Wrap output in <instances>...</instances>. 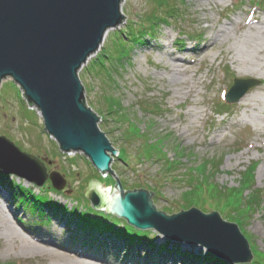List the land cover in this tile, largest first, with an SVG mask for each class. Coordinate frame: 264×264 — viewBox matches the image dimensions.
<instances>
[{
    "label": "rangeland",
    "instance_id": "obj_1",
    "mask_svg": "<svg viewBox=\"0 0 264 264\" xmlns=\"http://www.w3.org/2000/svg\"><path fill=\"white\" fill-rule=\"evenodd\" d=\"M169 1V7L174 10L173 18L166 19L165 24L160 22L153 33L154 37L144 38L143 44L130 42L129 26L136 22V28L140 27L143 19L155 9L152 0L121 2L120 12L125 16L122 23L109 32L102 47L78 72L86 105L100 117L99 129L105 133L112 147L118 150L111 169L125 189L144 188L154 192L156 209L169 215L178 213L180 209L185 210L182 202H185L183 191L187 188H183L179 180L187 176L207 180L218 189L238 191L239 198L243 200L242 206H251V213L245 225L236 224L248 241L250 250L255 248L264 254V129L258 130L253 123L244 120L246 109L240 108L238 102L226 103L224 100L234 79L256 80L258 85L250 88L248 93H260L264 97V74L240 73L227 59L228 43L222 46L217 44L205 60L200 58L193 67L194 73L199 72L203 85H198L190 97L191 101L184 99L182 84L170 82V75L162 68L167 59H162V52L154 45L165 42L167 33H176L177 28L180 31L174 48L200 47L204 42V24L198 21L202 13L193 12L195 8L191 0ZM218 1L216 8L206 14L215 20L217 28L232 19L240 20L245 25L250 23L253 16L264 18V0ZM117 47L121 49V54L128 53L124 60H115ZM106 52L109 53L108 57L104 55ZM176 55L181 58L194 57L192 51H176ZM214 56L217 57L215 61ZM99 60L105 62L106 66L97 67ZM106 98L112 101L106 103ZM111 102H115L119 110L109 111ZM225 103L227 106L224 107ZM188 110H194L195 114L188 115ZM260 115L263 117L264 113ZM241 118L244 122H240ZM136 133L141 136L138 137ZM0 135H5L22 151L51 160L49 170L63 175L67 180L65 189L70 192L45 190L44 193L24 179L3 174L11 186L29 188L34 195H46L60 206H79L80 210L81 207H89L88 200L80 191L86 186L87 179L101 178L102 183L105 180L104 187L110 184L112 193L115 178L110 173L102 176L94 171L90 161L81 153L71 152L64 154L65 157L61 155L57 144L44 130L39 111L33 106L29 107L21 90L10 78L0 83ZM157 138L162 140V144L158 143L154 148ZM150 140L151 145L145 147ZM122 151L128 163L118 159ZM141 157L147 160H141ZM0 189L4 192L0 195V264H157L156 260L159 259H162V264H203L206 253L211 254L200 245L172 240L171 243L154 229L142 231L134 227L131 228L136 233L146 234L154 240L156 248L170 245L168 249L174 250L173 253H186L181 255L183 260L175 255L165 256L157 250L153 255L145 244H135L142 247H135L132 259H124L125 252L119 250L128 248L124 240H120L119 249L113 248L108 241L103 242L105 251L99 253L80 246L70 247L67 242L73 236L75 226L66 232L65 223L53 215L47 223L39 222L36 216L14 204V194L10 193L8 187L0 186ZM210 203L205 209H214L222 219L234 222L230 220L229 212ZM224 203L217 202L219 206H224ZM202 207L197 206L204 213L210 212L202 210ZM103 216L117 222L118 228L126 225L123 219L116 216ZM37 224L41 227H37ZM46 241L55 244H47ZM211 256L227 262L213 254ZM254 257L252 253L251 262L230 264H251Z\"/></svg>",
    "mask_w": 264,
    "mask_h": 264
},
{
    "label": "water",
    "instance_id": "obj_2",
    "mask_svg": "<svg viewBox=\"0 0 264 264\" xmlns=\"http://www.w3.org/2000/svg\"><path fill=\"white\" fill-rule=\"evenodd\" d=\"M122 1L0 0V83L10 78L19 87L29 107L39 111L44 130L62 154L81 153L96 172L114 176L111 194L105 180L86 184L83 195L93 211L123 219L137 230L154 229L174 242L200 245L229 263H249L252 251L235 222L196 206L171 215L158 211L154 192L124 189L111 169L118 150L99 129L100 117L86 105L78 72L98 50L105 32L122 23ZM257 85L253 79H235L227 102H238ZM50 164L51 160L22 151L0 135V173L37 188L49 181L55 191L69 194L67 180L49 170Z\"/></svg>",
    "mask_w": 264,
    "mask_h": 264
},
{
    "label": "trees",
    "instance_id": "obj_3",
    "mask_svg": "<svg viewBox=\"0 0 264 264\" xmlns=\"http://www.w3.org/2000/svg\"><path fill=\"white\" fill-rule=\"evenodd\" d=\"M152 3L154 4L155 9L143 19V22L140 27L136 28V22H132L130 24L128 31L131 35L130 42L136 44H143L144 38L154 37L153 33L155 32L156 28L160 26V22L161 24H165L166 19L170 20L171 18H173L174 15L172 12L174 10L169 7L171 6V2L169 0H152ZM167 23L169 24V22ZM118 48L119 47L115 49V60H124L127 57L128 53H126L125 55L124 53L121 54V49L119 50ZM104 55L105 57H108L109 53L106 52ZM99 66L103 68L104 66H106V63L102 60H99L97 67ZM109 101L112 100L110 98H106L105 102L107 103ZM109 105V111L116 112L117 108L119 110V107L116 105L115 102H111ZM136 134H138V137L141 136V134L139 133ZM153 139L156 140V138ZM151 140L147 142L149 145L146 144L147 146L145 147H149L151 145ZM158 143H160V145L162 144V140H159V138H157V142L154 144V148H156V144ZM154 148H151L152 151L154 150ZM158 148L159 147H157V149ZM151 149H149V151H151ZM125 155L126 154L123 151L119 152L118 159L124 161L125 163H128L125 158ZM142 155H144L143 152ZM142 157L141 160H147L145 159V157ZM70 161H72V159H70ZM167 167H169L168 164ZM199 175H202V173H199ZM94 179H97L102 183V181L100 180L101 178ZM90 180L87 179V183ZM179 181L180 183H182L183 188H187L186 191H183V198L185 199V202H182V206H184L185 209L192 206H203L202 210L212 211L214 209L205 208H207L206 206L212 204H208L209 202H213V206L215 204L216 208L224 210L225 212H229L231 215L230 220L234 221L235 223L243 225L245 222L249 221V213H251V206H242L243 200L239 198L238 191L233 192L231 189H218L214 185H210L207 180H203L202 178H199L198 180L196 178L187 176L186 179ZM11 185V182L7 181L6 176L0 174V186L8 187V189L11 190V192H9L14 194V204L18 208L25 209L32 215L36 216L38 220L40 219L39 222L47 223V221H50L49 217L53 215L55 218L60 217L61 221L65 223L66 232H69L70 229L75 226L76 229L74 230V234L73 236H71V239L67 242L71 245L70 247L80 246V248H84L90 252L99 253L105 251V249L103 248L105 247V244L103 242L108 241L110 243L109 245H111L113 248L119 249L118 246H121L122 243V241L120 240H124L127 242L126 245L128 246V248L119 249L125 252L123 253V255L126 256L124 259H129V257L132 259V257L134 256L133 251L135 247H141L135 244H145L146 247H151L152 254L154 253V250H157L159 251V253L165 254V256L175 255L178 256V258L183 259L180 255L181 253L175 254L173 253L174 250H165V247L162 250V246L156 248L154 240L148 238L146 234L136 233L135 230H133L131 227H128L127 225H124L122 228H118L117 222H115L114 220H109L107 217L103 216L102 214L100 215L99 213L93 212L89 208L80 210L78 206H75L73 208H68V206H60L57 204V202L55 203L54 201H51L50 198L46 195H34V193L32 192L33 190L31 189L23 188L19 185H17L19 186V188H17ZM122 185L124 187L123 183ZM83 189L84 187L80 190L81 194ZM128 189L129 188H127L126 190ZM45 190L55 192L50 187V185H47L45 188L42 189L44 193ZM217 202L225 203L224 206H219ZM34 226H36V224ZM37 227L41 226L37 224ZM145 235L148 239H146ZM139 240L141 241L138 243ZM143 240H145V242ZM251 251H253L252 253H254L255 255L253 259L254 261L251 264H264V254L256 251L255 248H252ZM256 256H259V258ZM204 259V264L227 263L223 260H220L219 258L211 256V254L208 255V253H206V257ZM185 261L190 262V260L188 259H185ZM162 262V259H159L158 261L156 260L157 264H162Z\"/></svg>",
    "mask_w": 264,
    "mask_h": 264
},
{
    "label": "bare ground",
    "instance_id": "obj_4",
    "mask_svg": "<svg viewBox=\"0 0 264 264\" xmlns=\"http://www.w3.org/2000/svg\"><path fill=\"white\" fill-rule=\"evenodd\" d=\"M195 9L193 12H201L202 16L198 18L199 23H203L204 27L202 31L204 33L203 45L198 47L197 45H192L191 47L186 46V48H174V42L180 30L176 33L169 31L167 36H165V42L162 44L154 45L155 48L162 52V59L166 58V62L162 66L167 73L170 75L171 83H180L184 93V99H189L196 92L198 85H203L200 82L198 75L199 72H193V67L196 63L201 60H205L208 53L214 49V45L222 46L228 43L227 49V59L235 66V68L245 75H257L262 76L264 74V18L260 16H253L249 24H243L240 20L232 19L228 20L227 24H220L217 28L215 25V20L210 16H207V12H212L219 4L218 0H191ZM205 5V6H204ZM113 30L108 29L104 36L103 41L99 48L102 47L105 39L107 38L109 32ZM175 30V29H174ZM191 40V39H190ZM231 40V42H229ZM98 48V49H99ZM179 49V50H178ZM176 51L180 52H190L192 51L194 57L191 58H181L176 55ZM94 55V54H93ZM87 58L89 61L92 56ZM188 59V60H187ZM217 57L214 56L213 61ZM86 61V62H87ZM212 61V62H213ZM192 73L190 76L189 74ZM189 79L191 83H189ZM189 83V84H188ZM239 107L245 108L244 120L253 123L258 130L264 129V116L262 117L260 113H264V97L260 93H247L239 102ZM230 108V107H229ZM219 110V109H218ZM222 112V111H217ZM188 115L195 114L194 110H188ZM241 118L240 122H244ZM148 231V230H147ZM47 244H55L51 241H46ZM44 242V243H46ZM171 242V240H169ZM172 243V242H171ZM142 247V246H141ZM162 250L164 246H162ZM169 246H165L168 249ZM140 248V247H139ZM152 249L151 247H145ZM162 254V253H160ZM186 254V253H181ZM170 257V256H169ZM173 257V256H172ZM183 260V259H182ZM86 264H93L85 262ZM81 264V263H80ZM204 264V263H203Z\"/></svg>",
    "mask_w": 264,
    "mask_h": 264
}]
</instances>
